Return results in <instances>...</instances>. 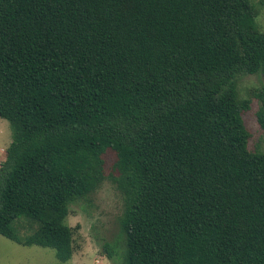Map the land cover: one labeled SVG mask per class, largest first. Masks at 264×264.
Here are the masks:
<instances>
[{"label": "trees", "instance_id": "16d2710c", "mask_svg": "<svg viewBox=\"0 0 264 264\" xmlns=\"http://www.w3.org/2000/svg\"><path fill=\"white\" fill-rule=\"evenodd\" d=\"M256 14L251 0H0V235L71 261L66 219L111 149L124 264H264V151L238 89L264 77ZM252 97L264 132V84Z\"/></svg>", "mask_w": 264, "mask_h": 264}, {"label": "rangeland", "instance_id": "374dc122", "mask_svg": "<svg viewBox=\"0 0 264 264\" xmlns=\"http://www.w3.org/2000/svg\"><path fill=\"white\" fill-rule=\"evenodd\" d=\"M256 8V24L264 31V0H251ZM264 84L262 75H245L238 82L241 99L250 98L251 108L243 118L251 137L249 150L264 151V132L257 119L259 101L252 92ZM13 140L10 123L0 118V165L6 159V150ZM104 177L86 199L71 206L66 223L73 230L74 254L71 261L60 262L53 249L38 246L25 247L0 235V264H124V238L120 220L126 210V198L118 188L120 174L116 170L118 160L115 151L108 149L102 156ZM19 232L28 235L36 225L20 219ZM112 246L116 254L112 259L105 251Z\"/></svg>", "mask_w": 264, "mask_h": 264}]
</instances>
